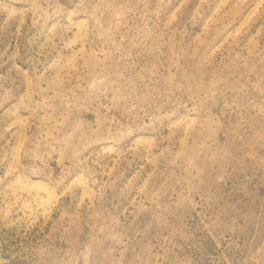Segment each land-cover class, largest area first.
Instances as JSON below:
<instances>
[{
	"label": "rangeland",
	"instance_id": "1",
	"mask_svg": "<svg viewBox=\"0 0 264 264\" xmlns=\"http://www.w3.org/2000/svg\"><path fill=\"white\" fill-rule=\"evenodd\" d=\"M0 264H264V0H0Z\"/></svg>",
	"mask_w": 264,
	"mask_h": 264
}]
</instances>
